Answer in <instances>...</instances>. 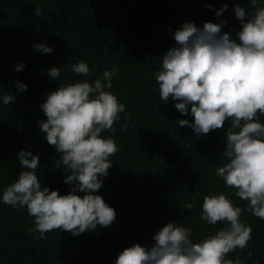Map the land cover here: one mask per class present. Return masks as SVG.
<instances>
[{"label": "trees", "instance_id": "trees-1", "mask_svg": "<svg viewBox=\"0 0 264 264\" xmlns=\"http://www.w3.org/2000/svg\"><path fill=\"white\" fill-rule=\"evenodd\" d=\"M225 4L227 9L217 15ZM237 4L252 12L250 0H0V97H16L9 105L0 100V196L23 170L21 150L39 155L36 174L42 187L61 195L71 191L72 185L64 182L68 173L56 165L59 153L39 126L46 120L40 106L49 92L68 82L94 83L115 64L113 87L106 90L125 105L115 131L101 133L114 139L118 151L109 158L112 167L101 177L102 188L94 193L114 207L112 225L79 235L57 229L39 238L38 232L29 233L35 225L26 207L0 200V264H115L126 247L139 243L150 248L169 222L190 228L193 241L200 242L226 226L200 219L203 198L221 193L242 209L240 220L252 230L247 247L226 259L235 261L238 254L241 264H264V219L252 215L248 201L216 175L227 160L223 152L231 121L201 136L180 127L178 119L194 122L191 106L184 115L175 108L177 101H161L155 79L185 21L200 28L205 22L227 21L221 34L238 40L242 22L235 14ZM36 6L42 16H36ZM35 44L53 51L37 52ZM77 61L89 65L88 76L71 71ZM19 63L25 67L17 72ZM53 66L60 67L58 80L49 76ZM17 81L27 90L19 91ZM257 119L264 123V115ZM188 202L192 209L184 207Z\"/></svg>", "mask_w": 264, "mask_h": 264}, {"label": "clouds", "instance_id": "clouds-1", "mask_svg": "<svg viewBox=\"0 0 264 264\" xmlns=\"http://www.w3.org/2000/svg\"><path fill=\"white\" fill-rule=\"evenodd\" d=\"M250 3V14L239 4L234 9L242 22L238 40L228 32L221 34L227 21L205 22L203 28L185 21L175 31L176 46L163 55L155 79L161 101H177L175 108L184 115L189 114L191 106L194 122L178 119L180 127H191L201 136L231 121L223 152L227 160L216 169V175L236 190V196L248 201L252 215L264 219V123L257 119L258 114L264 115V6L260 0ZM226 9L227 4L217 15ZM35 14L43 15L39 6ZM33 48L42 53L53 51L46 44H35ZM24 67L19 63L14 70L19 72ZM70 69L85 77L90 73L84 61L71 64ZM117 71L113 64L94 83L83 80L61 84L41 104L46 120L40 121V129L48 144L57 149V168L68 173L64 182L72 188L61 195L58 190L42 187L36 174L39 155L19 152L23 170L3 188L0 200L12 207L27 208L35 225L29 233L38 232L39 238L45 239L46 233L57 229L79 235L98 225L109 227L115 221L114 207L94 193L102 188L101 177H106L112 167L109 158L118 151L113 138L101 135L114 132V123L125 111V105L106 90L113 87ZM49 76L58 80L60 67L53 66ZM16 83L19 91L27 90L26 84ZM15 99L12 93L0 97L4 105ZM126 128L125 123L121 130ZM184 207L192 209L193 203ZM241 213L228 195H206L200 219L211 225L223 222L225 227L194 242L190 228L169 222L155 234L150 248L139 243L126 247L115 264H241L238 254L235 261L226 259L237 248H246L251 239V227L241 222Z\"/></svg>", "mask_w": 264, "mask_h": 264}]
</instances>
